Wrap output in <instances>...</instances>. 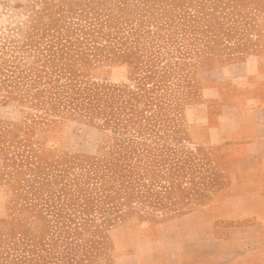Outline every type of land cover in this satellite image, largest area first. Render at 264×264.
I'll use <instances>...</instances> for the list:
<instances>
[{
    "label": "trees",
    "instance_id": "trees-1",
    "mask_svg": "<svg viewBox=\"0 0 264 264\" xmlns=\"http://www.w3.org/2000/svg\"><path fill=\"white\" fill-rule=\"evenodd\" d=\"M120 1L127 8H148L142 1ZM58 9L79 20L40 30L38 12L26 27L18 24L0 32L3 101L12 97L31 108L27 114L35 127L79 115L109 133L101 153L70 155L67 163H55L28 182L24 196L30 201L18 215L32 218L33 227L23 232L0 229V264H87L108 253L109 230L116 221L132 213L163 221L193 209L182 208L171 197L178 185L177 153L162 133L167 125L162 84L148 86L152 75L147 73L137 75L134 86L97 80L89 70L99 60L129 61L127 39L138 28L128 18L112 15L110 5L66 9L59 4ZM185 148L183 159L193 155Z\"/></svg>",
    "mask_w": 264,
    "mask_h": 264
},
{
    "label": "rangeland",
    "instance_id": "rangeland-1",
    "mask_svg": "<svg viewBox=\"0 0 264 264\" xmlns=\"http://www.w3.org/2000/svg\"><path fill=\"white\" fill-rule=\"evenodd\" d=\"M130 1H142L148 8H127L120 0H50L48 5L44 0H0V32L18 24L26 27L38 12L40 30L46 24L57 28L79 20L77 15L63 14L59 4L66 9L85 3L95 9L110 5L117 19L128 18L138 28L127 39L129 61L91 62L90 73L97 80L131 86L137 75L147 73L152 75L148 86L162 84L159 95L167 118L162 133L177 153L178 185L171 197L182 208L203 206L229 181L223 171L226 164L215 156L219 149L205 144L210 139L205 115L216 123L213 117L235 99L236 84L245 71L250 82L264 75V0ZM141 66L155 73L139 70ZM3 94L0 90V229L29 231L33 219L18 215V209L30 201L24 196L28 182L54 169L55 163H67L70 155L101 153L109 130L79 115L35 127L27 114L32 109L12 97L4 102ZM185 146L193 155L183 159ZM182 185L188 188L183 190ZM163 221L142 219L138 213L116 221L109 230L108 253L93 256L87 264H158L155 238Z\"/></svg>",
    "mask_w": 264,
    "mask_h": 264
},
{
    "label": "crops",
    "instance_id": "crops-1",
    "mask_svg": "<svg viewBox=\"0 0 264 264\" xmlns=\"http://www.w3.org/2000/svg\"><path fill=\"white\" fill-rule=\"evenodd\" d=\"M236 85L215 124L205 115L228 184L159 225L158 264H264V75L250 82L245 71Z\"/></svg>",
    "mask_w": 264,
    "mask_h": 264
}]
</instances>
